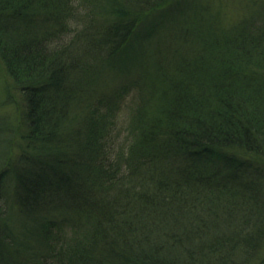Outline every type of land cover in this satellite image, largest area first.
<instances>
[{"label": "trees", "instance_id": "trees-1", "mask_svg": "<svg viewBox=\"0 0 264 264\" xmlns=\"http://www.w3.org/2000/svg\"><path fill=\"white\" fill-rule=\"evenodd\" d=\"M0 61L23 101L0 264H231L263 237L264 0L227 23L213 0H0Z\"/></svg>", "mask_w": 264, "mask_h": 264}, {"label": "rangeland", "instance_id": "rangeland-1", "mask_svg": "<svg viewBox=\"0 0 264 264\" xmlns=\"http://www.w3.org/2000/svg\"><path fill=\"white\" fill-rule=\"evenodd\" d=\"M201 2H203V0H201ZM213 6L215 7L216 11L219 12L222 22L227 23L234 20L240 15L243 10V0H213ZM127 101L128 98L125 101V104L123 105V110L119 111L121 115L125 113V105L128 104ZM22 107L23 101L21 91L7 76L4 67L0 61V127L4 124H12L17 122L19 110ZM122 135V137H124L123 139H125L126 132L124 130H122ZM121 139V136H119L118 140ZM3 143L4 142L0 138V171L13 164V161L17 158L18 155L21 154L22 150V146H20L21 141L19 139H12L8 147H5ZM12 174L13 172L8 169L5 175L2 176L3 179L1 184L4 185L5 190L3 192L2 201H0L1 208L4 205V201H12L13 198V188H15V179L11 180ZM182 248L183 243L178 245L176 244L171 247L170 252L177 254L180 253ZM184 248L188 247L184 246ZM188 249L189 251L191 250L190 248ZM238 251L239 250L237 249L234 254V262H231V264H264V235L256 241V246L252 248L251 252L250 249L249 252H245L244 254Z\"/></svg>", "mask_w": 264, "mask_h": 264}]
</instances>
